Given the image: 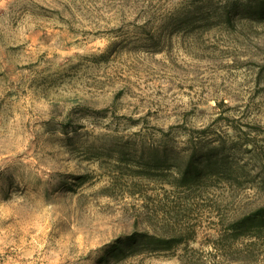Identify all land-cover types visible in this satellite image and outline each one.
Returning <instances> with one entry per match:
<instances>
[{"label": "rangeland", "instance_id": "1", "mask_svg": "<svg viewBox=\"0 0 264 264\" xmlns=\"http://www.w3.org/2000/svg\"><path fill=\"white\" fill-rule=\"evenodd\" d=\"M227 2L0 0V264H264V20ZM146 230L184 241L108 252Z\"/></svg>", "mask_w": 264, "mask_h": 264}, {"label": "trees", "instance_id": "2", "mask_svg": "<svg viewBox=\"0 0 264 264\" xmlns=\"http://www.w3.org/2000/svg\"><path fill=\"white\" fill-rule=\"evenodd\" d=\"M226 7L232 10L235 14H245L247 13L251 17L258 20H264V0H228ZM227 11L228 16H230V11ZM230 18V17H229ZM205 132V131H204ZM218 154L219 151L215 148L207 149L206 151L194 149L193 153H199L195 160H201L206 158L209 161L212 159V154ZM195 160H192L186 170L183 172L186 179L192 181L196 180L201 171L199 170V164H195ZM218 160V159H217ZM262 161V168L264 169V156L260 159ZM214 165V164H213ZM211 165V168L213 167ZM264 171V170H263ZM241 227L249 228L256 227L258 230L264 229V204L257 207L251 214L244 217L241 221ZM180 236H171L169 234H157L151 233L150 231H135L123 238H118L113 244L108 248V252L113 255L126 256L128 249H132L133 253L139 252V250L151 249V250H163L169 249L176 244H180L184 241L182 236L185 235L183 231H180ZM132 253V254H133Z\"/></svg>", "mask_w": 264, "mask_h": 264}]
</instances>
